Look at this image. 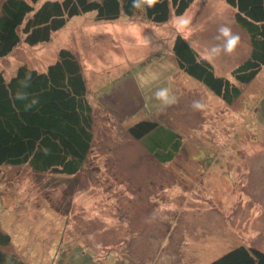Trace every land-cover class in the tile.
Returning a JSON list of instances; mask_svg holds the SVG:
<instances>
[{
  "label": "rangeland",
  "instance_id": "rangeland-1",
  "mask_svg": "<svg viewBox=\"0 0 264 264\" xmlns=\"http://www.w3.org/2000/svg\"><path fill=\"white\" fill-rule=\"evenodd\" d=\"M233 13L225 0H194L161 24L123 13L96 21L88 12L48 42L21 39L0 57L8 79L20 64L42 72L60 48L72 51L94 112L91 150L76 175L0 166V229L11 237L4 251L24 264H209L240 245L264 252V67L228 105L181 71L171 51L178 33L205 58L227 24L239 45L208 61L230 78L250 48ZM126 81L144 104L134 100L122 117L103 101ZM160 87L177 101L163 111L153 98ZM140 119L180 135L173 159L159 162L129 135Z\"/></svg>",
  "mask_w": 264,
  "mask_h": 264
},
{
  "label": "trees",
  "instance_id": "trees-1",
  "mask_svg": "<svg viewBox=\"0 0 264 264\" xmlns=\"http://www.w3.org/2000/svg\"><path fill=\"white\" fill-rule=\"evenodd\" d=\"M38 1L0 0V57L9 54L21 39L29 46L48 42L52 33L74 16L93 12L94 20L110 21L121 13L139 14L161 24L182 15L194 0H156L146 12L133 9L132 0H44L36 5ZM225 2L234 10L233 19L250 43L248 56L231 70L230 78L217 76L211 63L178 33L171 51L181 71L230 105L240 95V85L250 84L264 67V0ZM28 76L30 86L22 89L21 82ZM21 92L28 93L27 100L16 98ZM32 98L39 103L25 110ZM93 126L87 85L72 51L60 48L55 61L42 72L25 64L8 79L0 72V166L28 165L37 173L74 176L90 153ZM166 129L158 121L140 119L128 127V133L165 163L181 146L180 135ZM166 134L168 138L159 141ZM10 243V235L0 229V264H24L4 251ZM209 264H264V252L240 245Z\"/></svg>",
  "mask_w": 264,
  "mask_h": 264
},
{
  "label": "clouds",
  "instance_id": "clouds-1",
  "mask_svg": "<svg viewBox=\"0 0 264 264\" xmlns=\"http://www.w3.org/2000/svg\"><path fill=\"white\" fill-rule=\"evenodd\" d=\"M156 3V0H132L131 7L135 10H140L146 12L147 9L153 7ZM183 19V18H182ZM184 23H190V21L185 20ZM220 43L214 44L211 47L207 48L205 51V58L209 61L214 60L216 57L221 54L231 55L236 50L237 46L240 43V36L232 31V28L227 24L221 25L217 29V36L215 37ZM191 48L194 47L193 44L189 45ZM144 78L141 77V80ZM31 77L28 76L24 81L21 82L20 87L26 89L30 86ZM17 99L27 100L28 93L21 92L17 94ZM153 98L158 102L159 108L161 111L167 109L169 106L175 104L176 97L171 93V90L168 87H160L156 89L153 93ZM39 101L37 98H32L31 101L25 105V110H29L38 104ZM194 110L203 109L204 105L195 101L192 105Z\"/></svg>",
  "mask_w": 264,
  "mask_h": 264
},
{
  "label": "crops",
  "instance_id": "crops-1",
  "mask_svg": "<svg viewBox=\"0 0 264 264\" xmlns=\"http://www.w3.org/2000/svg\"><path fill=\"white\" fill-rule=\"evenodd\" d=\"M248 50L250 51V48ZM249 51H247L248 53L246 52L247 56L249 54ZM113 89H114L113 95L109 97L110 101L108 103L103 101V105L110 111H117L118 114L121 115L122 117L127 116L129 112L133 113L130 110L131 107L134 106L135 104V103L133 104L134 100L136 101V103L139 102L138 107L144 104V100L140 97H139L140 100L137 101V93L135 89H133L127 81L125 84L124 83L122 85L120 84Z\"/></svg>",
  "mask_w": 264,
  "mask_h": 264
}]
</instances>
